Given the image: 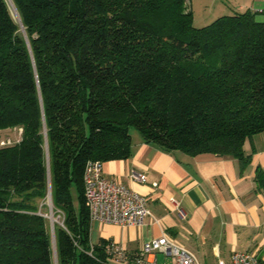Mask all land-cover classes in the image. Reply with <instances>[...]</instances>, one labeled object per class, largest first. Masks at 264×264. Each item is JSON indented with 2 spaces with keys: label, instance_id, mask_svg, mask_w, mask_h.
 I'll return each instance as SVG.
<instances>
[{
  "label": "trees",
  "instance_id": "16d2710c",
  "mask_svg": "<svg viewBox=\"0 0 264 264\" xmlns=\"http://www.w3.org/2000/svg\"><path fill=\"white\" fill-rule=\"evenodd\" d=\"M255 12L195 26L190 0H0V130L21 129L0 146V264L123 262L111 240L90 243L83 170L130 155V128L164 150L245 162L264 131ZM48 181L63 214L53 235L34 201Z\"/></svg>",
  "mask_w": 264,
  "mask_h": 264
},
{
  "label": "crops",
  "instance_id": "0c3cea01",
  "mask_svg": "<svg viewBox=\"0 0 264 264\" xmlns=\"http://www.w3.org/2000/svg\"><path fill=\"white\" fill-rule=\"evenodd\" d=\"M243 148L242 163L230 156L168 151L132 136L130 155L102 161V173L145 195L148 213L141 225L89 219L90 243L104 238L124 248L121 264H172L162 252L138 259L142 244L162 235L202 264H231L235 251L253 252L264 261V188L256 181L257 168L264 169V131ZM133 171L145 173L146 181L132 179Z\"/></svg>",
  "mask_w": 264,
  "mask_h": 264
},
{
  "label": "built area",
  "instance_id": "2783aa9c",
  "mask_svg": "<svg viewBox=\"0 0 264 264\" xmlns=\"http://www.w3.org/2000/svg\"><path fill=\"white\" fill-rule=\"evenodd\" d=\"M188 3L189 0H186ZM21 129L17 137L0 139V146L12 144L19 140ZM131 178L146 181L145 173L131 172ZM83 193L88 209L89 219L118 225H141L148 213L147 197L118 181L106 178L102 173V162L88 160L83 170ZM49 197V193H48ZM112 249L118 257L127 254L124 248L114 244ZM162 252L172 257V264H202L194 253L186 247L176 244L166 235L145 241L140 249V257ZM139 258V261H141ZM231 264H264L256 254L249 251H235L230 256ZM150 264H157L154 260Z\"/></svg>",
  "mask_w": 264,
  "mask_h": 264
},
{
  "label": "rangeland",
  "instance_id": "374dc122",
  "mask_svg": "<svg viewBox=\"0 0 264 264\" xmlns=\"http://www.w3.org/2000/svg\"><path fill=\"white\" fill-rule=\"evenodd\" d=\"M9 6L14 16H17L12 3L9 2ZM190 8L194 18V25L203 26L222 14H232L235 11H243L246 8H250L253 11H256V9L264 10V0H190ZM255 17L258 20H264V11H256ZM130 133L133 137L139 135L135 128H130ZM17 135L18 133L13 129L0 130V139L10 137L14 140ZM49 186L50 183L48 188ZM70 196L73 204L77 205L78 191L75 184H71L70 186ZM34 201L38 209L48 219L49 225L52 218L54 219L53 223L62 225L63 214L60 210L53 209L52 200L48 197V192L44 200L35 199ZM168 258H170V256Z\"/></svg>",
  "mask_w": 264,
  "mask_h": 264
},
{
  "label": "water",
  "instance_id": "95a60500",
  "mask_svg": "<svg viewBox=\"0 0 264 264\" xmlns=\"http://www.w3.org/2000/svg\"><path fill=\"white\" fill-rule=\"evenodd\" d=\"M48 184H49V181H48ZM48 189H49V191H48V193H49V198L51 199V192H50L51 189H50V186H49ZM50 222H51V223H50V230H51V234L53 235V230H52V229H53V224H54V223H53L52 220H51ZM55 262H56V261H55ZM55 264H56V263H55Z\"/></svg>",
  "mask_w": 264,
  "mask_h": 264
},
{
  "label": "bare ground",
  "instance_id": "6f19581e",
  "mask_svg": "<svg viewBox=\"0 0 264 264\" xmlns=\"http://www.w3.org/2000/svg\"><path fill=\"white\" fill-rule=\"evenodd\" d=\"M51 220H52V221H54V219H53V218H52Z\"/></svg>",
  "mask_w": 264,
  "mask_h": 264
}]
</instances>
